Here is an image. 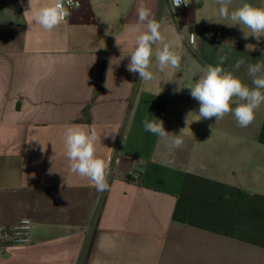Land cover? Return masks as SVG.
Returning <instances> with one entry per match:
<instances>
[{"label": "crops", "instance_id": "obj_1", "mask_svg": "<svg viewBox=\"0 0 264 264\" xmlns=\"http://www.w3.org/2000/svg\"><path fill=\"white\" fill-rule=\"evenodd\" d=\"M81 1L46 31L28 0H0V264H264V104L242 128L232 114L200 119L190 89L177 91L222 55L226 70L244 58L234 74L252 87L247 65L264 62V36L246 39L215 0L174 11L171 0H144L166 39L185 25L197 37L177 44L181 70L160 72L153 59L154 79L141 82L128 70L144 30L138 0ZM245 2L264 7L232 8ZM145 116L169 133L186 127L183 146L144 131ZM70 125L95 128L109 190L69 171ZM26 217L31 242H9L6 229Z\"/></svg>", "mask_w": 264, "mask_h": 264}, {"label": "clouds", "instance_id": "obj_2", "mask_svg": "<svg viewBox=\"0 0 264 264\" xmlns=\"http://www.w3.org/2000/svg\"><path fill=\"white\" fill-rule=\"evenodd\" d=\"M190 2L191 0H171L173 11L181 4L186 6ZM215 2L219 6L220 18L232 22L229 26L241 25L242 30L244 28L250 30V34L243 30L246 39L249 35L257 40L264 36V7L245 2L239 7L232 8L233 0ZM28 4L33 12L34 22L46 31H52L66 23L71 17L69 8L79 7L78 0H51L49 4L38 9H33V0H28ZM136 16L137 26H143L144 30L136 36L135 47L129 55L128 70L138 73L141 82L154 79L151 70L153 59L160 72L168 68L181 70L184 56L177 50V44L185 37L194 44L197 35L189 33V26L185 25L172 39H166L161 24L155 19L152 10L145 5L144 0H138ZM116 44L121 46L117 38ZM226 60L227 56L222 55L218 57L216 66L209 64L201 67L198 78L189 81L184 87H179L177 91L185 87L190 89L191 96L199 102L200 119L215 118L218 122L226 115L232 114L238 126L244 128L253 123L256 111L264 104V62L247 65V75L253 85L249 87L234 74L245 64L244 58L238 59L232 70L222 67ZM142 125L144 131L160 138L169 150L179 149L184 144L183 131L186 127L181 129L178 135L169 133L165 130L163 120L153 117L149 119L147 116L143 119ZM98 140L100 137L94 127L86 129L80 125H70L64 132L65 156L69 171L90 181L98 192H104L110 188L107 179L110 174V161L97 156Z\"/></svg>", "mask_w": 264, "mask_h": 264}, {"label": "built area", "instance_id": "obj_3", "mask_svg": "<svg viewBox=\"0 0 264 264\" xmlns=\"http://www.w3.org/2000/svg\"><path fill=\"white\" fill-rule=\"evenodd\" d=\"M78 3L80 7L82 1L78 0ZM65 6L67 7V4ZM188 6L189 4L186 6L181 4L180 7H188ZM74 8L75 7H70L69 11H71ZM33 226H34V222L29 217H26L17 224L12 225L8 229H6L5 238L12 243H17V244L30 243Z\"/></svg>", "mask_w": 264, "mask_h": 264}, {"label": "trees", "instance_id": "obj_4", "mask_svg": "<svg viewBox=\"0 0 264 264\" xmlns=\"http://www.w3.org/2000/svg\"><path fill=\"white\" fill-rule=\"evenodd\" d=\"M102 80H101V84H100V90L99 91H101L102 90ZM86 114H87V110H86Z\"/></svg>", "mask_w": 264, "mask_h": 264}]
</instances>
